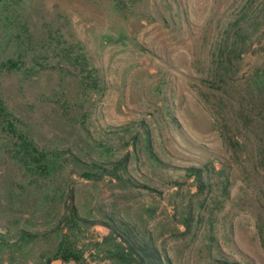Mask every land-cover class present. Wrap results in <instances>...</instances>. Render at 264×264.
Segmentation results:
<instances>
[{
  "label": "rangeland",
  "instance_id": "1",
  "mask_svg": "<svg viewBox=\"0 0 264 264\" xmlns=\"http://www.w3.org/2000/svg\"><path fill=\"white\" fill-rule=\"evenodd\" d=\"M23 5L61 55L0 75V264H120L121 225L170 264H264V0Z\"/></svg>",
  "mask_w": 264,
  "mask_h": 264
},
{
  "label": "trees",
  "instance_id": "2",
  "mask_svg": "<svg viewBox=\"0 0 264 264\" xmlns=\"http://www.w3.org/2000/svg\"><path fill=\"white\" fill-rule=\"evenodd\" d=\"M25 0H0V75L13 72H23L26 79L35 77L37 74L47 70L48 55L54 53V57L60 56L57 47L50 50L49 37L35 40L34 34L29 29L24 11ZM118 7L122 8L121 3ZM59 39L61 36H58ZM56 39V43L59 41ZM68 61L77 73L82 75L84 84L87 85L88 75L92 67L83 49L78 44L66 48ZM90 71V72H89ZM95 81V79H94ZM95 85V82H93ZM5 113L3 101L0 95V115ZM74 207H71V217H76ZM117 245L113 250H108L107 257L120 264H170L164 260L159 252L146 242H142L130 230L127 225H121L117 230L115 227H108ZM54 259H61L68 262L74 260L81 262L82 255L67 242H61L56 253L49 258L45 264ZM220 264H239L237 261L223 260Z\"/></svg>",
  "mask_w": 264,
  "mask_h": 264
},
{
  "label": "water",
  "instance_id": "3",
  "mask_svg": "<svg viewBox=\"0 0 264 264\" xmlns=\"http://www.w3.org/2000/svg\"><path fill=\"white\" fill-rule=\"evenodd\" d=\"M47 264H78V263L74 260L65 262V261H62L61 259H54V260L49 261Z\"/></svg>",
  "mask_w": 264,
  "mask_h": 264
}]
</instances>
